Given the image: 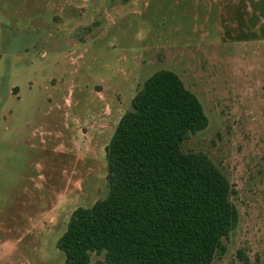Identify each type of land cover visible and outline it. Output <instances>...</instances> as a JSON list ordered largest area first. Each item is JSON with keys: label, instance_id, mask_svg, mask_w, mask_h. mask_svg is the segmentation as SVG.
I'll return each mask as SVG.
<instances>
[{"label": "rangeland", "instance_id": "374dc122", "mask_svg": "<svg viewBox=\"0 0 264 264\" xmlns=\"http://www.w3.org/2000/svg\"><path fill=\"white\" fill-rule=\"evenodd\" d=\"M162 69L209 118L182 149L235 189L212 264H264V0H0V264L64 263L58 238L107 195V145Z\"/></svg>", "mask_w": 264, "mask_h": 264}, {"label": "trees", "instance_id": "16d2710c", "mask_svg": "<svg viewBox=\"0 0 264 264\" xmlns=\"http://www.w3.org/2000/svg\"><path fill=\"white\" fill-rule=\"evenodd\" d=\"M209 118L174 71L147 78L107 145L108 193L71 214L63 264H212L239 222L227 176L202 151H184Z\"/></svg>", "mask_w": 264, "mask_h": 264}]
</instances>
